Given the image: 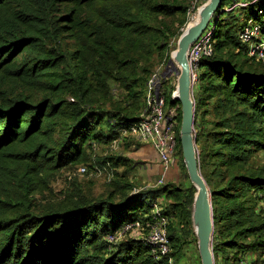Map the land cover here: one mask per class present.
I'll return each mask as SVG.
<instances>
[{
    "label": "trees",
    "instance_id": "1",
    "mask_svg": "<svg viewBox=\"0 0 264 264\" xmlns=\"http://www.w3.org/2000/svg\"><path fill=\"white\" fill-rule=\"evenodd\" d=\"M191 1L0 0V171L17 163L20 182H44L43 171L88 165L94 144L119 139L140 120L152 59L170 58ZM237 1L224 0L209 24L215 51L200 61L193 89L196 142L212 194L215 264H243L245 254L252 255L247 264H264V166L251 161L264 152V63L240 39L248 19L264 37V0L229 10ZM164 95L178 109L176 154L186 171L181 103L171 91ZM115 184L103 197L75 186L65 201L42 209L0 196V264H168L170 257L182 264L196 238L195 186L135 192L128 179ZM161 197L170 200L161 204L167 255L158 258L150 243L129 235L107 240L127 222H153Z\"/></svg>",
    "mask_w": 264,
    "mask_h": 264
},
{
    "label": "rangeland",
    "instance_id": "2",
    "mask_svg": "<svg viewBox=\"0 0 264 264\" xmlns=\"http://www.w3.org/2000/svg\"><path fill=\"white\" fill-rule=\"evenodd\" d=\"M206 2L207 0L191 1L190 10L192 13L189 15L188 24L191 23L198 9ZM240 2H243V0H238L236 3ZM222 15L223 17H227L228 13L225 12ZM185 28H183L182 31H184ZM179 37L180 35L175 37L171 42L170 58L162 59L161 57L155 56L152 59L154 63L152 74L163 73L164 77H166L165 81L159 83V92L166 93L171 91L173 94V91L176 89L175 82L177 75L179 76L180 66L171 57L172 53L176 51L178 47ZM194 86L195 85H193V89ZM143 98V101H145V95ZM69 100L72 101L73 99L70 97ZM145 106L141 108L139 112L140 115L143 113ZM173 106H169L168 103H166L164 108L166 111H169L174 108ZM197 132L198 130L195 129V135ZM93 147V150L89 152L93 158L88 165H86L87 170L85 172H80L78 170L81 164L69 165L62 170L49 174L43 171L42 176L45 178L44 182L39 181L37 178H34V180L29 183L26 179L20 182V171L23 165L12 163V166L9 167L10 170L0 171V196L3 198L11 194V197L15 201L27 199L31 203L32 209H42L44 205L65 201L75 186H79L81 190L90 197H103L107 196L113 189H116L115 181L121 178L131 181L134 188L137 189H142L150 185L154 186L162 175H164L163 184L170 183L179 187H187L191 183L187 174V169L185 171L184 167L181 165L179 155H176L175 163L171 164L164 172L158 155L150 143L145 144L138 140L129 139L117 140L109 144H94ZM112 155L122 158L119 165L115 166L112 163L108 164V162H104L105 157ZM11 160L13 159L11 158ZM251 161L255 165L264 166V152L260 151L256 153L251 158ZM31 199H33V201ZM157 200L163 205L170 201L162 197ZM135 235L136 231L131 232V236L134 237ZM232 252L235 251L233 250ZM243 259V264H247L252 259V255L245 254ZM182 264H202L197 237L195 239L192 238L191 242L186 245Z\"/></svg>",
    "mask_w": 264,
    "mask_h": 264
},
{
    "label": "built area",
    "instance_id": "3",
    "mask_svg": "<svg viewBox=\"0 0 264 264\" xmlns=\"http://www.w3.org/2000/svg\"><path fill=\"white\" fill-rule=\"evenodd\" d=\"M245 4L246 3L243 2L235 3L229 10ZM240 39L248 44L249 55L264 63V37H262L260 24L253 19H248L240 32ZM214 51L215 41L212 36V29L208 26L188 50L187 56L193 85L197 82L200 61L205 57L212 56ZM151 76L152 77H150L147 83L146 106L143 113L140 115V120L133 123L130 127L123 129L121 131V137L117 140L129 138L135 141H141L145 144L150 143L156 151L165 172L169 166L176 161L178 142L177 109L174 107L166 111L164 108L166 105L164 93L158 91L159 83L166 80L163 73H154ZM177 80L178 75L175 82L176 89ZM176 89L173 91L172 98L177 95ZM78 170L80 172H85L87 166L80 165ZM163 182L164 175H162L154 186L150 185L142 189L157 187L162 185ZM142 189L134 188V191L136 192ZM152 214L154 217L153 222L149 221L146 225L139 220L127 222L115 233L109 234L107 240L116 243L127 235L131 236V232L136 231L134 237L150 243L153 247V253H155L158 258L167 255L171 250L167 234L169 217L162 212L161 203H159L158 200L154 203ZM168 264H174L171 257L168 259Z\"/></svg>",
    "mask_w": 264,
    "mask_h": 264
},
{
    "label": "water",
    "instance_id": "4",
    "mask_svg": "<svg viewBox=\"0 0 264 264\" xmlns=\"http://www.w3.org/2000/svg\"><path fill=\"white\" fill-rule=\"evenodd\" d=\"M224 0H207L199 9V18L188 24L178 39V47L172 53L180 66L177 80V95L173 96L181 103L180 142L183 161L190 182L195 186L192 204V221L198 239L199 254L202 264H215L212 250L214 221L212 194L206 179L201 173L199 152L197 149L195 130V101L193 99V83L190 75L188 50L208 28L212 16Z\"/></svg>",
    "mask_w": 264,
    "mask_h": 264
},
{
    "label": "bare ground",
    "instance_id": "5",
    "mask_svg": "<svg viewBox=\"0 0 264 264\" xmlns=\"http://www.w3.org/2000/svg\"><path fill=\"white\" fill-rule=\"evenodd\" d=\"M198 18H199V12H197V13L193 16L192 21H191L190 24L196 22V21L198 20Z\"/></svg>",
    "mask_w": 264,
    "mask_h": 264
}]
</instances>
